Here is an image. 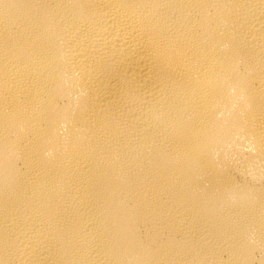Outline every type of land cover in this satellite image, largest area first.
Returning a JSON list of instances; mask_svg holds the SVG:
<instances>
[{
  "label": "bare ground",
  "instance_id": "bare-ground-1",
  "mask_svg": "<svg viewBox=\"0 0 264 264\" xmlns=\"http://www.w3.org/2000/svg\"><path fill=\"white\" fill-rule=\"evenodd\" d=\"M0 264H264V0H0Z\"/></svg>",
  "mask_w": 264,
  "mask_h": 264
}]
</instances>
